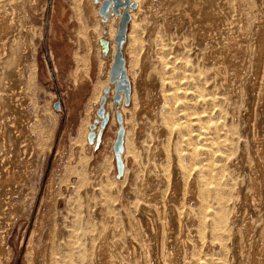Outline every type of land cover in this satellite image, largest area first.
Masks as SVG:
<instances>
[{
	"label": "rangeland",
	"instance_id": "374dc122",
	"mask_svg": "<svg viewBox=\"0 0 264 264\" xmlns=\"http://www.w3.org/2000/svg\"><path fill=\"white\" fill-rule=\"evenodd\" d=\"M101 1L92 0L91 9L88 0H18L20 17L2 68L19 66L22 95L16 113L19 124L31 122L34 153L28 185L19 181L14 203L0 206V245L6 237L9 253L4 257L0 252V264H246L249 233L242 218L233 227L229 214L233 191L248 175L249 159L238 157L249 150L250 161H255L253 138L259 131L255 122L261 120L264 131V0H207L209 19L196 20L189 19L185 0H134L143 7L142 15L129 25L133 37L126 42L132 102L117 109L109 94L105 128L97 114L102 92L94 74H110L116 35L112 38L102 29L106 21L99 14ZM0 3L12 12L10 0ZM115 22L118 31L119 19ZM232 37L245 45L247 55L240 80L234 78V64L225 82L214 73L221 65L214 58L216 50L229 49ZM105 39L111 44L108 55L100 43ZM95 49L103 52L99 65H94ZM199 68L208 74L203 126L192 121L201 102ZM92 124L93 143L88 137ZM122 129L125 149L117 154ZM232 157L238 159L235 169L228 165ZM222 167L232 191L226 197L222 225H217L211 215L217 206L214 193L228 186ZM241 174L243 180L238 181ZM194 181L202 185L199 196L203 190L211 191L203 208L190 199ZM245 183L239 186L243 195ZM241 209L245 211L246 205Z\"/></svg>",
	"mask_w": 264,
	"mask_h": 264
},
{
	"label": "bare ground",
	"instance_id": "6f19581e",
	"mask_svg": "<svg viewBox=\"0 0 264 264\" xmlns=\"http://www.w3.org/2000/svg\"><path fill=\"white\" fill-rule=\"evenodd\" d=\"M132 2L137 3L138 1H134L131 0ZM144 1V0H143ZM240 1V0H239ZM11 2V7H12V12H9L8 10H5L2 7V3H0V206H11L12 205V198L14 195V187L15 185L18 184L19 181L23 182V185L27 186L28 182H29V169H30V165H31V160L33 158V153H34V145H33V137H32V129H31V122L30 120H25L24 125L19 124L18 122V118H17V113H16V109L18 108V103L20 100V96L22 95L21 90H20V86L18 85L21 81L20 79V74H18L19 72L16 71V69L19 66H10L7 65L5 68H2L3 62L6 59V57L9 54V48H8V41H9V37L12 34V32L14 31L15 25H16V21H17V15L19 12V8H18V0H10ZM102 2V1H101ZM101 2H99V4H101ZM186 2V8L187 10V15L190 17L189 19L193 20V19H201V17H206L209 19V15H207L206 12V7H207V0H185ZM211 2V1H210ZM141 3V2H140ZM146 3V2H145ZM144 3V4H145ZM240 3V2H239ZM87 4V3H86ZM88 4L91 6V9L93 7L92 4V0H88ZM220 4V3H219ZM238 4V3H237ZM218 5V3H217ZM216 5V6H217ZM87 6V5H86ZM95 6V5H94ZM181 6V5H180ZM240 6V4H239ZM140 7H143L142 5L139 6L138 8V3H137V8L134 10H131V21H130V25L132 27V25L135 23L136 20H134V18H136V16L140 13ZM210 7V5H209ZM229 7V6H228ZM214 9V7H212ZM211 8V9H212ZM219 8V5H218ZM242 8V7H241ZM89 9V8H87ZM142 9V8H141ZM235 9V8H234ZM209 10V8H208ZM217 10V9H216ZM226 10V9H225ZM239 10V9H238ZM243 10V9H242ZM143 11V9H142ZM148 11V10H147ZM214 12H217L215 10H211ZM228 11V10H227ZM227 11H225L227 13ZM91 12V11H90ZM93 12V11H92ZM98 12V9L96 8V14ZM212 12V13H214ZM241 12V11H240ZM94 13V12H93ZM219 13V12H217ZM236 13V12H234ZM142 15V14H141ZM171 15V14H170ZM216 15V14H215ZM19 16V15H18ZM139 16V15H138ZM20 17V16H19ZM94 17V19L97 18V16H92V18ZM96 17V18H95ZM141 17V16H140ZM119 19V17H116L113 13H111L110 18L108 21L103 22L104 25H102V29H107L108 35L111 34V37L114 38L116 33H117V28H115V19ZM133 18V21H132ZM243 20V17H241ZM142 19V18H140ZM228 19V18H227ZM98 20V19H96ZM240 21V20H239ZM134 22V23H133ZM190 22V21H189ZM194 22V21H193ZM116 23V22H115ZM118 24V23H117ZM201 24V23H200ZM243 24V23H241ZM195 25V24H194ZM253 25V24H252ZM249 26V25H248ZM247 28V25L245 26ZM250 27V26H249ZM134 28V27H133ZM253 28V27H251ZM253 29H251L252 31ZM203 31V30H202ZM243 31V38H246V34H245V29L242 28ZM131 30L128 31L127 37L130 40V36H131ZM154 32V31H153ZM250 32V30H249ZM15 33V32H14ZM203 33V32H202ZM247 33V32H246ZM263 33V32H262ZM252 34V33H251ZM15 35V34H14ZM133 35V34H132ZM12 36V35H11ZM133 37V36H131ZM252 37V35H251ZM112 38L109 37L110 40H112ZM238 38V37H237ZM14 39V38H13ZM231 39V38H230ZM16 40V39H15ZM107 40V39H105ZM189 40V39H188ZM253 40V39H252ZM109 41V40H108ZM251 41V39H250ZM255 41V40H254ZM22 42V40H21ZM241 42V41H240ZM249 42V41H248ZM250 43V42H249ZM252 43V42H251ZM245 44V43H244ZM252 46V45H251ZM110 49H111V44H110ZM217 49V48H216ZM253 47L250 49L252 50ZM263 49H264V45H263ZM112 50L115 54V50H116V44L112 45ZM254 50V49H253ZM254 53V52H253ZM105 54V52H104ZM108 55V54H107ZM205 55V54H204ZM214 55V54H213ZM212 55V56H213ZM246 55H247V48L245 47V45L239 43L238 41H236L235 38L232 37L231 40H229V49L226 50L225 52L221 53V51L216 50L215 53V58L216 60H221V65L219 67L216 68L217 71H215L214 73L216 74V72H218L222 78L224 79L225 82H227L228 79V72L230 71V67L232 65H236V69H233V73H234V78L236 79V81H239L241 78V72H242V63L243 60L246 59ZM203 56V55H202ZM5 57V58H4ZM255 57V56H253ZM11 58V57H10ZM16 58V57H15ZM112 58V56H111ZM114 59V58H113ZM112 59V60H113ZM202 59V58H201ZM264 59V58H263ZM204 60H206V58H204ZM213 60V59H212ZM252 60V59H251ZM257 60V59H256ZM254 61V60H253ZM201 63V61L199 62ZM219 63V62H218ZM217 63V64H218ZM209 64V63H208ZM214 64V63H213ZM251 64V63H250ZM202 65V64H201ZM205 65V64H204ZM207 65V64H206ZM216 65V64H214ZM234 65V66H235ZM203 66V65H202ZM211 66V64H210ZM26 67V66H25ZM209 66L207 65V68ZM202 68V67H201ZM201 68H199V74L197 77V87H198V91H199V97H200V108L197 107H192L194 108V111L192 113V115L194 116L192 118L193 121V125H197L199 126L200 124L205 123V115H207L206 113V105H207V101L206 100V95H205V91L207 89V79H205L207 77L204 76V73L206 74V71L203 72L201 70ZM206 68V69H207ZM212 68V67H211ZM196 69V68H195ZM205 69V68H204ZM203 69V70H204ZM21 70V69H19ZM213 70V69H211ZM208 71V70H207ZM231 71V72H232ZM253 71V70H252ZM4 74H3V73ZM23 72V71H22ZM2 73V74H1ZM209 73V72H207ZM25 74V73H24ZM214 74V75H215ZM230 74V73H229ZM232 74V73H231ZM22 75V73H21ZM72 75V74H71ZM218 75V74H217ZM253 75V74H252ZM233 76V75H232ZM23 77V76H22ZM78 77V76H77ZM24 79V78H23ZM76 79V78H75ZM141 80V79H140ZM139 80V81H140ZM81 81V80H79ZM164 81V80H163ZM194 81V80H193ZM222 80H220L221 82ZM234 81V80H233ZM23 82V81H22ZM173 82V81H172ZM139 83V82H138ZM236 83V82H235ZM240 83V82H239ZM80 84V83H79ZM161 84V83H160ZM114 85V84H113ZM138 85V84H137ZM223 85V84H222ZM225 85V84H224ZM233 85V84H232ZM23 86V85H22ZM21 86V87H22ZM115 86V85H114ZM226 86V85H225ZM225 86H221L222 88H224ZM220 87V86H219ZM227 87V86H226ZM225 87V88H226ZM229 87V86H228ZM107 88V86H106ZM22 89V88H21ZM23 90V89H22ZM178 91V90H177ZM183 91V90H182ZM197 92V91H196ZM110 94V93H109ZM229 94V93H228ZM227 95V94H226ZM104 96H109L108 93H106L104 91L103 95L101 98H103ZM223 96V95H222ZM228 96V95H227ZM96 97V96H95ZM23 99L25 97H22ZM225 98V96L223 97ZM222 98V99H223ZM228 99V98H227ZM113 101V100H112ZM210 101V100H209ZM227 101V100H226ZM224 102V101H223ZM168 104V103H167ZM199 107V106H198ZM111 110V109H110ZM200 112H199V111ZM112 111V110H111ZM185 112V110H184ZM223 112V111H222ZM155 113V112H154ZM223 114V113H222ZM228 114V113H227ZM226 114V115H227ZM168 116V115H167ZM221 116V115H220ZM224 116V114H223ZM225 117V116H224ZM229 117V114H228ZM227 117V118H228ZM166 118V117H165ZM173 118V117H172ZM208 118V117H207ZM210 118V117H209ZM256 118V117H255ZM260 118V117H258ZM171 119V118H170ZM169 119V120H170ZM174 119V118H173ZM221 119V118H220ZM229 119V118H228ZM168 120V118H167ZM209 120V119H208ZM260 120V119H258ZM102 121V120H101ZM172 121V120H171ZM210 121V120H209ZM225 121V119L223 120ZM227 121V120H226ZM261 121V120H260ZM259 121V122H260ZM208 122V121H207ZM206 122V123H207ZM254 122V121H253ZM259 122H255V129L257 128L259 131L256 132V135L254 136V143L255 144V151H254V157H255V161L254 159L252 160V162L250 161L252 159V154L249 150H247L244 154V156H240V158L238 157V159H242V161L244 160V157H247L249 159V162H247V164L245 165V168L248 170V175L244 178L243 175L241 174L238 178L239 180H243V182H237L238 186L234 189L233 192H236V197L233 198V208H230L232 210V212H230L229 214V221L230 223L233 225H235L236 221L239 218H242L244 227L246 228V230L248 231V235H249V242L247 245L248 248V257L246 259V264H264V131H261V124ZM209 123V122H208ZM224 123V122H223ZM221 122V124H223ZM229 122H227L228 124ZM233 124V123H232ZM101 125V124H100ZM192 125V126H193ZM207 126V124H206ZM225 126V124H224ZM230 126V124H229ZM263 126V125H262ZM195 127V126H194ZM220 127V126H219ZM226 130H229V127L226 126ZM235 127V125L233 126ZM237 128V126H236ZM235 128V129H236ZM197 129V128H196ZM200 128L198 127V130ZM223 129V128H222ZM233 129V128H232ZM205 130V129H204ZM218 130V129H217ZM225 133L229 132L226 131ZM201 131V130H199ZM198 131V132H199ZM239 131V130H238ZM195 133V130L193 131ZM196 132V133H198ZM235 132V131H234ZM193 133V134H194ZM195 133V134H196ZM224 133V134H225ZM230 133V132H229ZM228 133V134H229ZM263 133V134H262ZM92 134V132H90L88 134V137ZM174 134V133H173ZM194 134V135H195ZM200 134V133H199ZM203 133H201L202 135ZM222 134V135H224ZM234 134V133H233ZM198 135V134H196ZM195 135V136H196ZM200 135V136H201ZM209 135V134H208ZM219 135V134H218ZM227 135V134H225ZM238 135V133L236 134V136ZM194 136V137H195ZM205 136V134L203 135V137ZM216 136V134H215ZM192 137V136H191ZM209 137V136H208ZM223 137V136H222ZM220 136V138H222ZM231 137V134H230ZM247 137V136H246ZM193 138V137H192ZM200 138V137H199ZM219 138V139H220ZM226 138V137H225ZM236 138V137H235ZM239 138V137H237ZM236 138V139H237ZM242 138V137H241ZM240 138V139H241ZM198 139V138H197ZM229 139V138H228ZM125 140V139H124ZM203 140V138L201 139ZM206 140H207V136H206ZM203 140V141H206ZM218 140V139H217ZM226 140V139H225ZM235 140V139H234ZM238 140V139H237ZM250 140V139H249ZM208 141V140H207ZM233 142V140H231ZM241 141V140H239ZM235 142V141H234ZM250 142H252L250 140ZM242 143V141H241ZM125 144V142H124ZM124 144L122 145V148L119 152V154L123 151L124 148ZM226 144V142H225ZM228 144V143H227ZM232 144V143H231ZM230 144V145H231ZM236 144V143H235ZM245 144V143H244ZM243 144L244 148L245 145ZM252 144V145H253ZM107 145V144H106ZM249 145V144H248ZM197 146V144L195 145ZM239 146H241V144H239ZM247 146V145H246ZM253 147V146H252ZM198 148V147H197ZM231 148V147H230ZM234 148V146L232 147ZM238 148V147H237ZM242 148V146H241ZM125 149V148H124ZM249 149V148H248ZM227 150V149H226ZM231 150V149H228ZM239 150V149H237ZM234 151V150H233ZM242 151V150H240ZM253 151V150H252ZM227 152V151H226ZM230 152V151H229ZM244 152V151H243ZM238 153V152H237ZM253 153V152H252ZM225 154V152H224ZM232 155L231 153H228V155ZM224 156V155H223ZM237 157V155L235 156ZM238 159H234V157H232L229 160V164L231 165L230 167H237V160ZM223 160V159H222ZM225 160L226 157H225ZM241 161V160H239ZM248 161V160H247ZM244 163V162H243ZM224 165V163H223ZM225 166V165H224ZM240 167V166H239ZM238 167V168H239ZM224 167H222L221 172L223 174V176L226 178L227 182H228V186L224 189H218L216 190V193H214V198H215V203H216V207L214 208L213 212H212V216L213 218L216 219L217 221V225H222L221 224V219L224 220L223 215H224V210L226 212V209L228 207V205L226 204V197L229 194V183L231 182L230 180V176L228 173H226L224 170ZM226 169V167H225ZM240 171V170H237ZM31 172V171H30ZM231 172V171H230ZM229 172V173H230ZM246 172V171H245ZM244 172V175H245ZM247 173V172H246ZM240 174V172H239ZM221 175V174H220ZM231 175V174H230ZM236 175V174H235ZM234 175V176H235ZM27 176V177H26ZM237 176V175H236ZM241 177H243V179H241ZM233 178V177H232ZM26 179V180H24ZM224 179V178H223ZM235 179H233L234 182ZM236 181V180H235ZM200 181L196 182L194 181L192 183V186L190 188V199L192 201H194V204L197 206L198 204L201 205L200 208H203L206 206L205 202L207 201L208 198H212V194L210 190H203L202 194L199 196L198 191L199 188L202 186L200 183ZM247 182L248 185L246 188V194H242L240 187L242 185V183ZM236 184V182H234ZM233 183V184H234ZM232 184V183H230ZM22 185V184H21ZM55 185H56V177H51L50 182H49V188H50V192H51V196H53L54 193V189H55ZM237 185V184H236ZM244 185V184H243ZM234 187V186H233ZM15 189H17L15 187ZM232 191V189L230 190ZM232 196V195H231ZM229 197V196H228ZM15 198V197H14ZM230 201V198H229ZM232 201V199H231ZM14 203V202H13ZM232 203V202H231ZM230 203V204H231ZM225 205L226 208H225ZM246 205L247 209L245 211H242V207ZM14 206V205H13ZM151 206V204H150ZM230 206V205H229ZM199 207V206H198ZM6 209V208H5ZM190 214V213H189ZM192 215V216H191ZM197 215V214H196ZM5 216V215H4ZM189 216V215H188ZM7 218V217H6ZM189 218H191V220H196V216L194 214H190ZM188 218V219H189ZM214 219V220H215ZM226 220V218H225ZM155 221V220H154ZM228 221V220H227ZM226 222V221H225ZM238 222V221H237ZM229 223V224H230ZM228 224V223H226ZM225 225V223H224ZM233 225V227H235ZM202 226V225H201ZM224 227V226H223ZM232 227V226H231ZM238 227V226H236ZM155 228V227H154ZM223 230L224 228H222L221 226H219V230ZM153 229V228H152ZM238 229V228H237ZM228 230V227H227ZM226 230V231H227ZM232 230V228H231ZM222 231V232H223ZM239 231V230H238ZM221 232V233H222ZM157 233V232H156ZM238 234V233H237ZM234 235V234H233ZM241 236V235H240ZM223 237V235H222ZM229 239V236H226ZM224 237V238H225ZM235 237V236H233ZM243 237V236H242ZM238 238V237H237ZM2 239V238H1ZM200 239V238H199ZM226 239V238H225ZM231 239V238H230ZM201 240V239H200ZM240 240V237H239ZM203 241V240H202ZM223 241V240H221ZM230 242V240H228ZM241 242V241H240ZM224 243V242H223ZM221 244V248L222 250L224 249V244ZM235 243V242H234ZM219 244V245H220ZM214 245V244H213ZM226 245V244H225ZM236 245V244H235ZM7 242H6V237L3 240V242L0 245V252L2 253V255H7L8 256V252H7ZM227 246V245H226ZM225 246V247H226ZM230 246V245H229ZM220 247V246H219ZM228 247V246H227ZM226 247V248H227ZM209 248V247H208ZM220 248V249H221ZM84 249V248H83ZM132 249V248H131ZM236 249V248H235ZM81 250V249H80ZM219 250V248H218ZM226 250V249H225ZM83 251V250H82ZM79 252V251H78ZM86 252V251H85ZM135 252V251H134ZM224 252V250H223ZM228 252V250H227ZM80 253V252H79ZM226 253V252H225ZM81 254V253H80ZM217 254V253H216ZM230 254V253H229ZM242 254V253H241ZM84 255V254H83ZM222 256H225V254L223 255L221 253ZM235 255V254H234ZM240 255V254H239ZM229 256V255H228ZM244 256V255H242ZM247 256V255H246ZM80 257V256H79ZM86 257V256H85ZM44 258L46 259V261L49 259V253L46 250L45 254H44ZM82 258V256H81ZM79 258V259H81ZM84 258V257H83ZM130 258V257H129ZM138 258V257H137ZM225 258V257H224ZM228 258V257H227ZM5 259V258H4ZM77 259V258H76ZM79 259L75 260L78 261ZM193 259V258H192ZM242 259V258H241ZM144 260V259H143ZM237 260V259H236ZM74 261V262H75ZM80 261V260H79ZM218 261V260H217ZM227 260H225L226 262ZM221 262V261H220ZM223 262V261H222ZM221 262V263H222ZM76 263V262H75ZM138 263V262H137ZM191 263V262H190ZM79 264V263H78ZM88 264V263H86ZM90 264V263H89ZM219 264V263H218ZM223 264H225L223 262Z\"/></svg>",
	"mask_w": 264,
	"mask_h": 264
},
{
	"label": "water",
	"instance_id": "95a60500",
	"mask_svg": "<svg viewBox=\"0 0 264 264\" xmlns=\"http://www.w3.org/2000/svg\"><path fill=\"white\" fill-rule=\"evenodd\" d=\"M137 8V3L132 2L131 0H103L100 4L99 14L104 18L105 21H108L111 13L116 17H119L118 31L115 37L116 50L114 54L113 63L110 70V82L114 84V96L112 98L116 108H119V105L125 102L126 106H129L132 98V85L130 78L128 76V71L126 68V59L124 56V46L127 42V34L129 30V25L131 21V10ZM101 45L103 46L104 52L107 55L110 52V42L108 40H101ZM106 93L110 92V88L105 90ZM108 96L101 98L100 108L97 112L98 117L102 120L101 126L106 127L109 119V114L106 111L105 105L107 102ZM55 109H60V104L55 105ZM119 117H122L119 115ZM92 134L89 136V141L93 143L95 138L96 124L90 126ZM124 144V131L122 129L119 132L117 142L115 144V151L119 154L122 145Z\"/></svg>",
	"mask_w": 264,
	"mask_h": 264
},
{
	"label": "crops",
	"instance_id": "0c3cea01",
	"mask_svg": "<svg viewBox=\"0 0 264 264\" xmlns=\"http://www.w3.org/2000/svg\"><path fill=\"white\" fill-rule=\"evenodd\" d=\"M102 55H103L102 50L100 52V51H97L95 49V52H94V65H99L100 64V61H101L100 58H101ZM124 56L126 57V44L124 46ZM113 57H114V55H113ZM99 69H101V66H100ZM99 72H101V70H99ZM103 75L104 74H94V82L96 81V86L98 87V92H100V93L102 92V95H103L105 87L107 86V88H110V92L111 93L110 92L109 93L114 96L115 92H114V89H113V84H111V82H110V74H108L107 76L104 75L105 77H103ZM131 102H132V98H131ZM123 104H125L124 100L119 105V107H121Z\"/></svg>",
	"mask_w": 264,
	"mask_h": 264
}]
</instances>
